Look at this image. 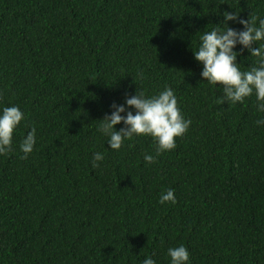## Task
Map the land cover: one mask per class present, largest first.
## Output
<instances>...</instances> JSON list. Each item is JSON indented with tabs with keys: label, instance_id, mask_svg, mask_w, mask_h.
Segmentation results:
<instances>
[{
	"label": "trees",
	"instance_id": "obj_1",
	"mask_svg": "<svg viewBox=\"0 0 264 264\" xmlns=\"http://www.w3.org/2000/svg\"><path fill=\"white\" fill-rule=\"evenodd\" d=\"M225 11L264 18V0H0V107L25 116L0 156V264H169L181 244L191 264H264V114L254 96L223 102L193 53ZM165 86L192 121L177 147L108 148L111 105Z\"/></svg>",
	"mask_w": 264,
	"mask_h": 264
},
{
	"label": "clouds",
	"instance_id": "obj_2",
	"mask_svg": "<svg viewBox=\"0 0 264 264\" xmlns=\"http://www.w3.org/2000/svg\"><path fill=\"white\" fill-rule=\"evenodd\" d=\"M220 24L211 30L203 31L199 36V45L193 50L195 60L202 65V81L222 90L221 100L230 106L244 103L255 97L257 113L264 114V18L250 15L243 19L240 14L225 11ZM229 22L242 25L233 28ZM254 45H258L255 47ZM239 46V51H236ZM247 50L255 58L248 70H242L238 57ZM110 114H105L97 131L107 137L108 148L119 151L124 142L135 137H151L155 144L156 156L174 150L177 138L183 137L192 121L183 115L174 90L165 86L161 91L146 95L139 91L135 95L125 96L123 104L113 103ZM25 120L18 105L0 107V156L13 151L14 134ZM123 124L119 130L117 125ZM257 126H264V116L255 121ZM27 127V125H26ZM35 126L22 138L19 148L25 158L36 145ZM105 159L102 152H95L91 166L99 168ZM147 164L155 162V156L144 155ZM161 205L176 203L172 189L160 194ZM169 264H191V254L183 244L167 250ZM142 264H156L149 257Z\"/></svg>",
	"mask_w": 264,
	"mask_h": 264
}]
</instances>
